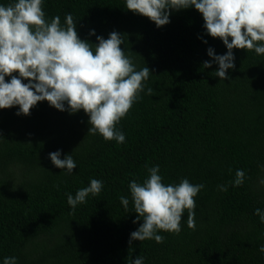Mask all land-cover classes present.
Listing matches in <instances>:
<instances>
[{
    "label": "trees",
    "instance_id": "1",
    "mask_svg": "<svg viewBox=\"0 0 264 264\" xmlns=\"http://www.w3.org/2000/svg\"><path fill=\"white\" fill-rule=\"evenodd\" d=\"M42 7L46 18L58 14L61 23L71 12L78 36L92 43L97 34L120 32V47L136 67L150 68L143 83L152 92L141 90L116 124L125 133L121 143L88 133L83 109L70 113L46 99L28 114H17L18 105L0 108V259L130 264L140 255L144 264H264L258 248L264 223L253 212L264 208V53L234 46V66L221 79L218 65L203 61L213 59L209 45L218 54L226 46L204 31L192 6L170 10L161 26L125 8V0H44ZM57 148L61 158L73 156V172L52 164L48 153ZM153 164L164 183L186 176L204 184L194 196L195 227L187 225L185 209L178 233L158 229L160 242L129 243L142 218L133 223L138 214L128 181L142 182ZM237 168L245 177L233 185ZM90 177L103 181L101 191L68 205L66 193Z\"/></svg>",
    "mask_w": 264,
    "mask_h": 264
},
{
    "label": "clouds",
    "instance_id": "2",
    "mask_svg": "<svg viewBox=\"0 0 264 264\" xmlns=\"http://www.w3.org/2000/svg\"><path fill=\"white\" fill-rule=\"evenodd\" d=\"M44 0H7L0 2V108L18 105L17 114H28L37 101L46 99L59 110L74 113L83 109L88 116V133H99L105 140L124 142L125 133L116 124L133 102L139 99L148 79L150 68H137L132 57L120 47L123 36L112 30L107 37L96 35V43L78 36L72 13L46 18L42 7ZM194 7L203 17V29L219 37L226 46L222 54L209 45L203 65L215 62V75L224 79L226 69L234 66L233 47L253 49L264 53V0H125V8L147 16L156 26L170 20V10ZM95 33L90 28L89 34ZM206 43V40H205ZM15 73V74H13ZM8 75V79L5 76ZM27 78V79H25ZM53 165L73 172L76 161L69 153L61 158V150L50 151ZM148 175L142 182L128 181L133 209L138 214L133 223L142 222L130 231L133 239L163 240L158 229L179 232L181 218L187 209V225L195 227L194 196L204 187L202 182L192 183L184 176L178 182L164 183L160 166L146 165ZM245 173L237 168L233 185L241 184ZM264 183V179L260 181ZM103 181L90 177L87 185L67 192L68 205L75 207L91 193L101 191ZM221 190L227 184L218 185ZM127 209L128 197H119ZM253 212L264 223V208ZM261 235H264L262 233ZM264 254V243L258 245ZM15 255L4 256L0 264H16ZM130 264H144V257L137 255Z\"/></svg>",
    "mask_w": 264,
    "mask_h": 264
}]
</instances>
